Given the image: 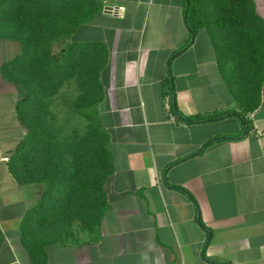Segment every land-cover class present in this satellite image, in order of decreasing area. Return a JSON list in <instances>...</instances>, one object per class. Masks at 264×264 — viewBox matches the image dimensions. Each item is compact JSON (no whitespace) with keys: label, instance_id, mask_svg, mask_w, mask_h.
I'll use <instances>...</instances> for the list:
<instances>
[{"label":"crops","instance_id":"crops-1","mask_svg":"<svg viewBox=\"0 0 264 264\" xmlns=\"http://www.w3.org/2000/svg\"><path fill=\"white\" fill-rule=\"evenodd\" d=\"M253 1L264 20V0ZM115 5L124 14L101 12L71 39L110 50L99 107L113 160L107 207L98 234L74 227L47 248L49 263L264 264V86L248 133L236 116L187 124L172 90L184 117L239 112L207 31L172 58L191 37L182 0ZM20 53L0 40V264H29L21 230L43 195L10 169L26 129L1 67Z\"/></svg>","mask_w":264,"mask_h":264},{"label":"trees","instance_id":"trees-1","mask_svg":"<svg viewBox=\"0 0 264 264\" xmlns=\"http://www.w3.org/2000/svg\"><path fill=\"white\" fill-rule=\"evenodd\" d=\"M182 1L191 37L172 58L206 30L239 112L184 117L173 90L171 111L189 125L236 116L248 133L246 116L259 108L264 86V20L253 0ZM101 12L98 0H0V40L21 46L1 74L19 93L17 117L26 129L10 169L21 185L43 186L21 230L29 264H50L47 248L63 242L74 227L98 234L107 207L113 160L99 107L110 50L104 42H71ZM58 99L69 108L67 117L84 120V131L60 122Z\"/></svg>","mask_w":264,"mask_h":264},{"label":"rangeland","instance_id":"rangeland-1","mask_svg":"<svg viewBox=\"0 0 264 264\" xmlns=\"http://www.w3.org/2000/svg\"><path fill=\"white\" fill-rule=\"evenodd\" d=\"M124 12H123V14H124ZM54 108H55L56 112L59 113L60 122H64L65 123L68 120L69 121L68 125H70V127L78 126L79 129H81V131L85 130L86 123L84 122V120L81 119V118H76V117H75V119H72L73 117L72 118L71 117H67V114L69 112V108H67V106H65L59 99L56 101V104L54 105Z\"/></svg>","mask_w":264,"mask_h":264},{"label":"built area","instance_id":"built-area-1","mask_svg":"<svg viewBox=\"0 0 264 264\" xmlns=\"http://www.w3.org/2000/svg\"><path fill=\"white\" fill-rule=\"evenodd\" d=\"M103 6V12L113 16L122 15L125 11L124 7L115 5L116 0H98ZM259 136H264V131L259 132Z\"/></svg>","mask_w":264,"mask_h":264},{"label":"water","instance_id":"water-1","mask_svg":"<svg viewBox=\"0 0 264 264\" xmlns=\"http://www.w3.org/2000/svg\"><path fill=\"white\" fill-rule=\"evenodd\" d=\"M186 25H187V23H186Z\"/></svg>","mask_w":264,"mask_h":264}]
</instances>
